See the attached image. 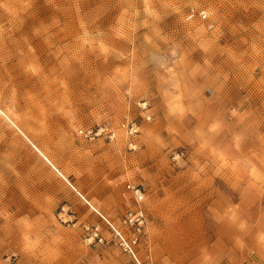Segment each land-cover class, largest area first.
<instances>
[{"label": "rangeland", "instance_id": "1", "mask_svg": "<svg viewBox=\"0 0 264 264\" xmlns=\"http://www.w3.org/2000/svg\"><path fill=\"white\" fill-rule=\"evenodd\" d=\"M0 264H264V0H0Z\"/></svg>", "mask_w": 264, "mask_h": 264}, {"label": "built area", "instance_id": "2", "mask_svg": "<svg viewBox=\"0 0 264 264\" xmlns=\"http://www.w3.org/2000/svg\"><path fill=\"white\" fill-rule=\"evenodd\" d=\"M198 16L202 20H207V14L204 10H200L198 12ZM210 27V26H209ZM124 190L132 197L133 200V207L127 209L125 212L122 224L124 226L132 227L137 233L140 232V229L143 227L144 224V210L141 206V204L144 201L145 193L142 187L139 185H134L132 183H125ZM114 235L119 238L118 244L123 249L124 252L128 254H133V245L137 241V238L134 237L129 241H126L122 238L120 235V231L115 230ZM89 240H98L101 241L102 237L99 233L98 227H93L90 230Z\"/></svg>", "mask_w": 264, "mask_h": 264}]
</instances>
